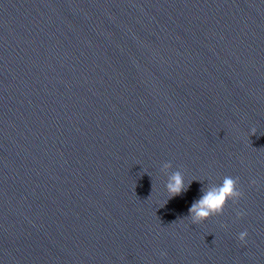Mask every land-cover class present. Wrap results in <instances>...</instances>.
Instances as JSON below:
<instances>
[{
	"label": "water",
	"instance_id": "95a60500",
	"mask_svg": "<svg viewBox=\"0 0 264 264\" xmlns=\"http://www.w3.org/2000/svg\"><path fill=\"white\" fill-rule=\"evenodd\" d=\"M0 264H264V0H0Z\"/></svg>",
	"mask_w": 264,
	"mask_h": 264
},
{
	"label": "clouds",
	"instance_id": "9594fccd",
	"mask_svg": "<svg viewBox=\"0 0 264 264\" xmlns=\"http://www.w3.org/2000/svg\"><path fill=\"white\" fill-rule=\"evenodd\" d=\"M256 131V128L253 127L250 130V135L256 134ZM170 166V163H167L164 165V168L167 169ZM251 183L256 184L257 182L252 180ZM238 185L239 177L233 178L232 176H225L221 184L204 190L200 198L195 200L188 209V216L190 217L192 223H201L212 216L222 214L229 200L236 203L244 195ZM165 187L169 193V197L181 194L183 191H186L184 177L179 171L174 172L169 177ZM243 215H245L243 211L237 212V217H241ZM247 235V230L241 231L238 234L239 241L241 243H246ZM166 254V252L161 253L162 256Z\"/></svg>",
	"mask_w": 264,
	"mask_h": 264
}]
</instances>
